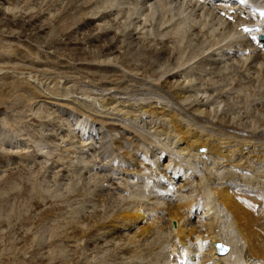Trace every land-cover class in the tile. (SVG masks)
I'll return each instance as SVG.
<instances>
[{
    "label": "rangeland",
    "instance_id": "1",
    "mask_svg": "<svg viewBox=\"0 0 264 264\" xmlns=\"http://www.w3.org/2000/svg\"><path fill=\"white\" fill-rule=\"evenodd\" d=\"M76 1L73 0L68 4V0H0V13L4 14L6 17L14 18V20L20 15H22V17L24 16V18L29 15L42 18L41 26H43L42 31L44 32L42 33V36L46 37L47 39L45 40L47 41L51 39H58V42L65 41L66 38L64 35L61 36V33L58 31L63 22L62 20L66 19L65 16L70 19V24L73 23L72 26L70 25V28L73 29L72 31L75 29L77 30L82 24L85 25L89 22L88 24L91 28L93 27L98 29L96 30V33H94V37H98V39L101 34L104 33H108L110 35L116 34L117 38L118 36L120 39L122 38V43L116 48V51L122 56L127 54L124 53L125 51L132 48L128 43L133 40V46L135 45L136 47L134 52L137 54H127L128 59L130 56V61L127 65L132 67V70L124 69L125 67L122 66L119 61H113L114 55L117 53L116 51V53L113 52L110 56L101 57V55L97 56L95 54L94 57V51L95 53L97 52L93 47L97 44V41L94 42L93 37L83 39L82 35L76 34V38L74 40L78 41L80 43V47H84L87 51L84 48L83 50L90 54L86 57L87 60L77 62L74 60V55L64 53L63 51L54 55L49 50H45L43 47L41 48L37 46L34 42L20 41L19 39L10 37L8 34L3 32V29H1L0 51H2L0 53V64H5L3 68L9 66L10 63L13 62L15 66L14 68H18L20 66H26L25 68H37L38 66L40 71L45 70L49 79L45 80L46 83L43 81L42 84L40 83L39 85L43 86L44 84L43 89L46 90L47 88V94L54 92L52 90L49 91L50 89L55 90L56 88H63L62 90H65L68 85V83H66L67 81H70L69 85L77 84L76 86H79L80 89L78 87L77 92L72 91L74 94H68L69 96L65 99H69L67 101H73L75 99L73 102L77 103H73L72 107H76L75 104L78 105L79 101L77 99H81L79 104L85 101L87 102V100L88 102L97 101L94 97L88 98L85 96L87 97L86 99L81 96L85 93L88 94L87 91L97 95H107V91L104 89L108 87L105 86L106 84L104 85V83L108 81L110 82L113 77V79H116L114 76L115 74H120L121 79L119 81H121V85H125H123V87L129 88H127V93L130 94L129 96L117 94L116 98L119 100L128 99L132 101L134 98L139 99L143 94L144 96L148 95L147 97L152 96L153 98H155L154 95L157 96V94H151L144 91L135 92L127 85V81L124 80L125 78L122 76L132 77L137 82L141 81V85L143 86L139 87V89H144L146 84H150L157 88L155 90L160 91L159 94H162V92L164 94L166 90L159 85L164 82L168 76L172 77L173 74L176 76L179 74L177 77L180 80V83L184 81L182 82L184 85L180 88L178 87L179 89H172L167 92V94L165 93L162 95L169 97V101H171L172 99L169 94L172 91L179 92L180 89V91L183 89L182 92L186 93L188 91L186 96H196L195 98L197 99L195 100H197V103L200 102L201 105H198L196 102H193L194 104H190V101H193V98L190 101L185 100L184 103H181V105L179 104L180 108L184 106L182 110L188 115L191 113L190 109L196 105V107H201V110L208 109L209 111H212V115L209 120L213 124H216L219 121L218 119L222 116H226L227 119L228 117L233 118V124L237 127L239 126V128L243 129L245 125L248 126L246 129L250 132H256V130L260 131L263 129L262 127L264 126L260 127L261 124L259 123L258 127L256 122H258V120L259 122L264 120V67L257 66L256 69H258L259 72L253 71V69L246 72V63L250 61V58L247 60V58L243 56L244 61H247L244 63L243 67H241V64L239 65L241 62H237L235 60V55L238 56L235 53V50H240L241 48L238 46H224L228 40H226L227 37L225 35L227 33L224 34L223 25L214 20L211 14H209V16L207 12L212 8L211 0H177V2L175 1L174 3L168 4L169 6L165 5V8L164 6H160L159 0H90V5L86 8H84L85 5H83L86 0ZM195 2L199 4L203 3L204 5H194ZM163 8L164 10H162ZM83 12L85 13L84 18L82 16L80 17V15H83ZM61 17L64 18L62 19ZM72 17L79 18L78 22L77 19L73 22L71 19ZM76 25H79V27ZM57 26H59V28H57ZM178 26L187 28L184 29L186 32L183 33L185 37L182 39L179 37L181 35H177L178 32H176V27ZM221 28L223 30H221ZM16 33L17 31L14 32L15 35ZM124 41H127L126 44ZM161 43L168 44V49L171 50L172 53H170V59L172 62L164 64L165 66L162 65L157 69L156 74L159 76L150 78L145 77L140 71L138 72V70L143 69L141 60L144 58L146 51L153 49L160 50ZM222 47L224 48L222 49ZM124 48L127 49L125 50ZM223 50L228 52L226 54V56L228 55V59ZM213 52L216 54L214 55ZM162 54L165 55L166 52L163 51ZM76 57L79 58L83 56L78 55ZM211 59H214L212 60V64ZM11 65L13 66V64ZM174 66L176 68H174ZM211 66L215 68H212ZM0 74H2V71H0ZM25 74L28 73L25 72ZM66 76L68 77L66 78ZM110 77L111 79H109ZM132 90L133 92L131 93ZM102 91L104 92L102 93ZM218 93L221 95L223 94L224 97H221ZM131 94L133 95L131 96ZM49 101L51 100L48 98L46 100L42 97L40 99H33L32 103L31 101L29 103L8 102L6 105H4V103L2 107H0V194L2 193L1 196L5 195L4 197H7V199L10 200L15 207L17 205V211L20 210V212H23L15 217V211H13L12 216H10L9 219H6L5 216H0V220L2 218V220H8L7 228L0 231V264H61L62 261H66L68 264H162V260L159 262L152 257L154 256L153 254L157 253L156 255H159L161 251L163 253L167 251L166 249H163V247L167 246L165 242L169 241L171 236L170 234H166L164 230L162 233H158L156 235L153 234V238L152 236L148 238L149 242L151 240L153 241V239L156 242L154 248L155 250L152 251L154 253L150 254L151 249H146L147 246L142 244L145 247L144 248L141 245L143 241H141L138 245H141V248L144 251L142 249H138L139 251H136V256L129 257V255H125L124 257L120 254L119 250L124 248L126 245V242L123 243V241L131 237V234L137 232L139 230L138 228L142 226V224L132 226L133 228L122 231V235L119 237L116 235L113 238L110 235H108L110 236L109 238L107 235L87 237L86 240H88V247L80 249L75 253L71 252L68 247L66 248L69 251L64 247L66 244L63 245L64 242L61 243L63 239L59 242L55 241L57 238H54L52 241L55 243L52 244V247L57 245V250L58 247L61 248L63 251L61 254L63 256L59 254L56 257L58 259L51 260L52 262H50L48 257L51 253L50 248H52L50 246L52 242L49 237L50 233L55 232L53 236H60L58 233L64 231L67 226L65 224H67L68 221H73V219L76 221L75 219L79 216V211L82 213L86 211L89 216L97 210L102 211L103 215H109L115 209L124 207L123 205L126 202L133 203L139 199L141 200V204H147L149 207H159L158 209L162 211V208H166V204H175L176 201L178 203L181 198H184L182 201L185 202V200H188L187 198L189 197V193L181 191L179 195L177 192L175 194L174 189L176 187V190H178V185L174 188L172 185L166 187L164 186L165 182H161L159 180L162 179V177L156 170V165H158L159 170L161 169V171H164L163 167L167 164L166 162L168 157L164 159L160 157V154H157L160 149L155 145L158 143L156 139L148 136H145L144 139L138 133L132 134V129L130 132L124 127L121 128L122 125H120V127L118 126L120 121L117 122L110 120V123L108 120L107 124L101 125L98 122L96 123L94 120L93 122L90 117L78 114V112L74 111L75 109L73 108L69 109L68 106H64L63 104L53 103L55 102L54 100H52L53 102ZM169 101L167 100L168 103ZM171 103H173V100ZM80 105H82L81 107L84 106L83 104ZM94 105L96 106L97 102L94 103ZM169 105L171 104L169 103ZM96 109H94V113L99 116L96 112H100L101 109L98 105L96 106ZM197 114L198 113H196V115ZM101 116L102 115L100 114V117ZM112 117H114V115ZM150 129L151 130L148 133L149 135L154 132V129ZM145 130L147 131V129ZM144 133L146 132L144 131ZM163 137L164 136H161L160 138L163 139ZM2 139L3 141H1ZM116 140L122 145L120 149L113 144L114 142L117 143ZM81 145L82 147L85 145V147L81 148ZM86 148H88V150L91 149L93 152L95 150V152L93 153L88 151ZM72 151H76V153L73 154ZM153 151L157 152L153 153ZM144 153L147 154L150 162H156L155 166L152 167L153 169L149 167V170L147 169L145 172L142 171L139 174H136L134 171L123 168V166L126 165L125 162H127L126 159L123 158L125 154L128 157L136 155L137 160H142L143 157L141 155H144ZM91 155L94 159L97 157V161L100 162V164L96 165L97 163H95L94 166H91L93 165L91 161L93 162L94 160ZM69 158L70 160H67ZM75 160L76 162L74 165ZM88 160H91V164H89ZM84 161H88L87 163L90 166L86 162L85 166L83 164ZM129 163L132 165L134 164V161H129ZM62 164L63 166L65 165V167H63ZM67 167L68 170L69 167L70 170H73L72 174L69 172L63 180H58V177L62 176V173L67 169ZM225 173L226 171L222 173L219 172L218 175L222 177ZM11 175H14L15 177ZM43 175L44 178L48 177V179H46L48 182L43 178ZM55 175H57V177ZM151 175L154 177L151 178ZM6 178H8L7 180L14 182L13 184H15V186L18 185L14 191L10 190V192L9 186L1 183ZM56 178L57 181L54 183ZM106 178H111L110 183L103 181L106 180ZM42 179H44V182L41 181ZM158 180L160 182H158ZM72 181L77 182L76 185H74L75 183ZM155 181L160 183L158 187L153 186L152 182L156 183ZM111 183H113V185ZM56 184L58 185L56 186ZM71 186H75V190H71ZM69 187L71 189H69ZM53 188H58L55 189L58 191H55ZM194 188H196L195 185ZM32 189L37 190L33 191ZM77 190H79L81 194L85 192L87 197H90L89 203L87 202L88 200L86 202H81L79 196H76L75 198ZM18 192L20 194L24 193L25 195L19 199V197L17 198V196H15ZM35 192H38V194H34ZM101 193L107 196V203L103 207H96V198H94L93 195ZM31 195H34V199L40 198L39 200L43 201L41 207L32 209V211L30 210L28 204V202H32L28 199ZM173 195L178 198L173 197ZM194 195L195 194L191 195L189 199L191 200ZM96 196L98 197V195ZM63 197L65 198L63 199ZM135 198L137 199L135 200ZM197 198L199 199L200 197L197 196ZM0 202L3 201L0 200ZM20 203L26 206L19 207ZM200 203L201 201L199 202V205H201ZM153 211L156 212L155 209H153L151 212L146 213V220H149L143 225L152 223L150 213ZM198 211L199 209L195 210V207H193V212ZM197 214L199 216L198 218L197 216H194V219L193 216L191 217V222L193 224H197L201 220L200 213ZM153 215H155V213ZM24 217H32L31 219L33 222V224L28 225L30 228L28 232L30 238L27 244L28 248L20 251V247L18 245L16 250L15 248L12 250L10 244L12 241H15V235L13 234L15 229L17 226H20L19 229L26 228L20 224L22 223L21 219H24ZM16 218L20 223L16 221ZM171 219L172 218L169 219V222L165 221L168 225H170L169 230H172L170 222ZM178 219L181 222L182 219ZM165 222L162 224H164V228L166 229ZM200 223H204V218H202ZM172 224H177L176 220H172ZM158 229H160V227H158ZM98 237L100 239H98ZM41 239L42 241H40ZM84 239L85 238L82 239L81 243L79 242L81 247L84 245ZM39 242L41 243L39 244ZM143 243H145V241ZM130 245L131 247L134 246L133 244ZM40 246L44 248H40ZM165 263L168 264L167 262ZM191 264H195V260H192Z\"/></svg>",
    "mask_w": 264,
    "mask_h": 264
},
{
    "label": "bare ground",
    "instance_id": "2",
    "mask_svg": "<svg viewBox=\"0 0 264 264\" xmlns=\"http://www.w3.org/2000/svg\"><path fill=\"white\" fill-rule=\"evenodd\" d=\"M71 1L73 0H68V4L71 3ZM175 1L177 2V0H170V1L159 0V3H160V6H164L165 8V5L174 3ZM211 2L214 6L208 11L206 9L205 10L208 12V15L211 14L214 20L220 22V24L223 25L224 34L227 33L225 36L227 37L226 40H228V42L225 43L224 46L227 45L229 47L230 46L240 47L241 48L240 50L242 52L238 56L235 55V60L237 62H241L239 63V65L241 64V67H243L244 63L247 62L246 60L244 61L243 56H245L247 60L248 58H250V61L246 63L247 65H246L245 71L247 72L248 70L253 69V71L259 72V70L256 69V67L257 66L264 67V51L259 50L255 47H251V44L246 39L245 35L241 34L240 32L236 30L235 24L224 20L221 16L218 15V12H216L215 10L217 5L214 4L216 3V0L214 1L211 0ZM85 3H83V5H85V7L83 6L84 8L90 5V0H86ZM222 3H223V0H220L218 4H222ZM194 5L201 6L204 4L203 3L199 4L195 2ZM164 8L162 10H164ZM238 8H242V7H238ZM82 14L83 15H80V17L82 16L84 18L85 13L83 12ZM37 17H34L33 15H29L24 18V16L22 17V15H20L18 18L16 17V19L14 20V18L6 17L4 16V14L0 13V30L3 29V32L8 34L10 37H14L15 39H19L20 41L34 42L37 46L41 48L43 47L45 50H49L54 55L59 53L60 51L74 55V60L77 62L87 60L86 57L90 54L83 50L84 47L83 48L80 47V43L78 41L74 40L76 38V34L82 35L83 39H88L90 37H93L94 42L97 41L96 42L97 44H95V46L93 45L94 50H96L97 52L95 53V51L93 50L94 57H95V54L97 56L101 55V57L110 56L113 54V52L116 51L117 46L118 45L120 46V44L122 43V38L120 39L119 36L117 38L116 34L110 35L108 33H104V34H101L99 39L98 37H94L95 35L94 33H96V30L98 29L97 28L95 29L93 27L92 29L90 25L88 24L89 22L85 25L82 24L80 27L79 25L78 26L76 25L79 28L77 30L75 29L74 31H72L73 29H71L70 27L73 25V23L70 24L71 21L69 18H67V16H65L66 19H63L64 17L63 18L61 17L63 19L62 20L63 22L60 25L61 27L59 28V26H57V28H59L58 31L59 33H61V36L64 35V37L66 38L65 41L58 42L59 41L58 39H57L58 41L56 39H55L56 41L52 39L47 41L45 40L47 38L42 36V33H44L42 31L43 26H41L42 18H37ZM74 18L75 17L71 18L73 22L76 19L78 22L79 18H75V19ZM111 23H114V22H111ZM184 29H187V28L181 27V26L176 27V30H177L176 32H178L177 35L178 34L181 35L179 36L180 39L185 37L183 33L186 31H184ZM223 29L221 28V30ZM15 31H17L16 35L14 34ZM132 41H129L128 43L132 48L128 51H125L124 53H127V54L135 53L136 55L137 53L134 52L136 47L135 45L133 46ZM89 44H92V43H89ZM160 46H161L160 50L153 49V50L146 51L144 58L141 60L143 64L142 66L143 69L138 70V72L140 71L145 77L150 78V77L159 76L158 74H156L157 69L164 64L172 62V60L170 59L171 50L168 49V44L161 43ZM246 47L249 48L250 51H249V54L245 55L243 51H244V48ZM223 48L224 47H222V49ZM124 49L126 50L127 48H124ZM240 50H235V53L238 54ZM163 51L166 52L165 55L162 54ZM224 53L226 56L228 52L225 50ZM127 54L122 56L120 55V53L117 52L114 55L113 61H119V63L125 67V68L123 67L124 69L132 70L131 69L132 67H129L127 65L130 61L129 60L130 56L128 59ZM78 55H81L83 57H79V58L76 57ZM214 59H211V64L213 63L212 60ZM1 64H0V71H2V74H0V107H2L4 103H5L4 105H6L8 102L9 103L10 102H13V103L14 102H28L29 103L31 101L32 103L33 99H36V98L40 99L44 97L46 100L47 98L50 99L51 101L49 102H53L52 100H54L55 102L53 103L63 104L64 106H68L69 109L73 108L75 109L74 111L78 112V114H81L85 117H90L92 121L94 120L96 123L98 122L101 125L107 124L108 120L109 122L110 120H114L117 122L120 121V124L118 123V126L120 127V125H122L121 128L124 127L127 129V131H130L132 129L133 131L132 132L130 131L132 134L138 133L144 139H145V136H148V137H151L157 140L158 143H156L155 145L157 148L160 149V151L157 154H160V157L164 159L168 157V160L166 162L167 164L163 167L164 171H161V169L159 170L158 165H156L157 167L156 170L159 172L160 176L162 178H165L167 181V183L164 184V186L169 187L172 185L174 188L176 185H178V190H176L177 189L176 187L174 189L175 194L177 192L178 195L180 194L181 191H186L189 193V197L187 198L188 200H185V202H183L182 200L184 198L183 199L181 198V200H179L178 203L176 201L175 204H171L170 202H168L170 204H166L167 205L166 208L165 209L162 208V211L158 209L159 207L158 208L149 207V205L147 204H144V203L141 204V200L140 199L136 200L137 198H135L136 200L135 202L133 203L126 202L123 205L124 207L122 208L119 207L118 209H115L109 215H103L102 211L97 210L92 215L89 216L86 211H84L83 213L79 211L78 212L79 216L77 217V219H75L76 221H74V219L73 221H68L67 224H65L67 226L65 227L64 231H61V232L59 231L60 233L57 232L58 234H60V236L58 235L53 236L55 232L50 233L49 237L51 241L54 238H57L55 241H59V242L63 239L61 243L64 242L63 245L66 244L64 247L65 248L68 247L71 252L75 253V252H78V250L80 249L88 247V240H86L87 237L95 236V235L97 236L107 235L108 238L110 236L113 238L115 235L119 237L122 235V231L133 228L132 226H137L138 224H142V226L138 228L139 230L138 231L136 230L138 233L135 232L136 234L135 233L131 234V237L129 238L127 236L128 239L123 241V243L126 242V245L124 244L125 245L124 248H121L119 250L122 256L124 257L125 255H129V257L136 256V251H139L140 249H142L141 248L143 246L142 244L147 246L146 249L147 248L151 249L150 254L154 253L152 251L155 250L154 248H155L156 242L154 241V239L153 241L150 239L152 242L151 241L149 242L148 238L150 236H152L153 238V234L156 235L158 233H162L164 230L166 234H170L171 236L169 241L165 242L167 246L163 247V249H166L167 251L165 253L161 251L159 255H156L157 253L153 254L154 256L152 257L158 260L159 262L160 260H162L164 262L163 263L161 261L162 264H166L165 262H167L168 264H183L176 260L175 255H177L181 259H184L185 261L184 264H191L192 260H195V264H264V127H262L263 129L261 128L262 130L258 129L260 131L256 130V132L255 131L250 132L248 129H246L248 128V126L245 125L243 129L239 128V126L237 127L233 124L234 122L233 118L228 117L227 119L226 116H222L220 119H218L219 121L216 124H213L209 120V118L212 115V111H209L208 109L201 110V107H196V105H194V107L190 109L191 113H189L188 115L182 110L184 106L183 107L181 106L182 108H180V105L181 103H184L185 100L190 101L192 100V98H193V101H190V104H194L193 102L197 103V100H195L197 99L195 98L196 96L195 97H193L194 95L186 96V93L188 91L186 93L182 92L183 89L182 91H180L181 90L180 89L179 92L172 91L169 95H170V98L173 100L174 104L171 103L172 102L171 99H170L171 101H169V97L163 96L165 93L167 94V92H169L170 90L172 89L174 90L175 88H178V87L180 88L182 85H184L182 83L184 81L180 83V80L177 77L179 74L177 76L174 74L172 76L171 74L172 77L168 76V78H166V80L159 85L166 90L164 94L162 92L163 95L161 93H160L161 95L159 94L160 91L155 90L157 88L153 87L154 85L152 86L150 84H146L145 85L146 87L144 89H139V87L143 86L141 85V81L137 82L132 77L122 76L125 78L124 80L127 81L126 82L127 85L131 89H133L135 92L144 91V92H149L151 94H157V96L154 95L155 98L150 96L151 94L149 95L150 97H147L148 95L144 96L143 94L142 97H140L139 99L134 98L133 101L128 100V99L119 100L116 98L117 94H121V95L123 94V95H128V96L130 94L127 93L129 88L127 87L128 88L127 89L123 87L124 84L121 85V81H119L121 79L120 74L119 75L115 74L114 76L116 77V79H113L114 78L113 77L112 80H110V82L108 81L104 83V85L106 84L105 86L108 87L104 89L107 91V95L105 96H103L104 94L97 95L89 91H87L88 94L85 93L84 95L83 94L81 95L82 97L87 96L88 98L94 97L97 99L96 101L97 105L100 107L101 110L100 112H96L98 107L96 109L97 105L96 106L94 105V103H96L95 101H89V102L88 100L87 102L82 101L83 103H80V104H83L84 106L81 107L82 105L79 104L81 99L80 100L77 99L79 101L78 105L75 104L76 107H72L73 103H77V102H73L75 99L73 101H67L69 99L65 100L69 96L68 94L73 93L72 91L77 92L78 87H79V86L78 87L76 86L77 84L69 85L70 81H67V82L65 81L66 83H68L67 86L65 85L66 89L64 87L65 90H62L63 88H56L55 90L50 89L49 91L52 90L54 92H50V93L48 92L49 94H47L46 93L47 88L46 90L43 89L44 84L43 86L39 85L40 83L42 84L43 81L49 79L47 77L45 70L40 71V68L38 66L37 68L35 67L25 68L26 66L18 67L19 66L18 65L17 66L18 68H14L15 66L13 62H11L9 66L3 68L5 64L4 63H1ZM11 64H13V66ZM174 68L176 67L174 66ZM212 68H215V67H212ZM25 72H27L28 74H25ZM189 76H190V73H189ZM67 77L68 76H66V78ZM109 79H111V77ZM105 81H106V78H105ZM133 90L131 91V93L133 92ZM103 92L104 91H102V93ZM133 94H131V96ZM218 95H221V94L218 93ZM87 97L85 98L87 99ZM221 97H224V95L222 94ZM167 100L169 101L171 105H169ZM177 104L178 105L180 104V105L178 106ZM197 104L201 105L200 102ZM92 108L96 109L95 112L98 113L99 116H97V114L94 113V109ZM196 113H198L199 115L198 114L196 115ZM100 114L102 115L101 117H100ZM113 115L114 117H112ZM263 121L259 122L258 120V122L256 123L257 125L260 123L261 124L260 127H261V126H264ZM150 128L154 129L153 134H150L152 136L148 134L151 130ZM145 129H147V131ZM144 131L146 133H144ZM161 136H164L163 139L160 138ZM1 141H3V139ZM113 144L119 149L122 147V145L118 141L117 143L114 142ZM162 144L165 146H163ZM80 147L83 148L85 147V145L83 147L81 145ZM202 148H204L205 151H201ZM86 149L88 150V148ZM88 151L93 152L91 149H89ZM156 152L157 151H153V153H156ZM72 153L74 154L76 153V151H72ZM141 156L143 157V159L137 160L136 155H133L132 157H128L125 154L123 158H125L127 162H125L126 165L123 166V168L127 170L129 169L130 171H134L136 174L137 173L139 174L142 171L145 172V170H147L149 167L152 168L153 166H155L156 162L155 161L150 162V159L147 157V154L144 153V155H141ZM67 160H70V158ZM88 161H84V163L83 162L82 163L85 165V162L87 163ZM90 161H89V164L91 163L93 164L91 166H94L95 163H97L96 165L100 164V162L97 161V157L93 160V162L91 161L90 163ZM129 161L130 162L134 161V164L131 165ZM75 162L76 160L74 161V165H75ZM63 167H65V165ZM72 171L73 170L72 169L70 170V167H69V170L67 167V169L63 173L61 172L62 176L58 177V180H63V178L67 176L66 174H68L69 172H71L72 174ZM224 171H226L224 176L221 177L218 175L219 172L222 173ZM11 176L15 177L14 175H11ZM55 176L57 177V175ZM152 177L154 176L151 175V178ZM8 178L4 179L1 183L4 185H8L9 191L10 190L14 191L18 187V185H16L17 186L16 187L15 184H13L14 182L7 180ZM43 178H44V175H43ZM107 178L106 180H103V181L110 183L111 178L109 179ZM44 179L46 180L48 179V177L47 178L45 177ZM44 179H42L41 181H43ZM54 181L53 182L56 183L57 178ZM158 182L160 181L158 180ZM158 182L156 183L152 182L153 186L158 187L160 184ZM74 183H75L74 185H76L77 182H74ZM111 184L113 185V183ZM57 185L58 184H56V186ZM194 185L196 188H194ZM58 188H55V189H58ZM71 188L69 187V189L75 190V186H71ZM32 190L35 191L37 189H32ZM55 191H58V190H55ZM99 191L102 192L101 190ZM1 194H0V200L3 202H0V214H1L0 216H5L6 219H9L10 216H12L13 211H15V217L16 215L18 216L19 214L23 213V212H20V210L17 211L18 209V208L16 209L17 205L15 207L14 204L10 202V200L7 199V197H4L5 195L1 196ZM21 194L18 192L15 196H17V198L19 197L20 199L22 196L25 195L24 193L22 195ZM34 194H38V192H35ZM193 194L195 195L190 200L189 198ZM96 195H98V197ZM96 195H93L94 198H96L95 206L103 207L104 205H106L107 196L103 195L102 193L96 194ZM174 195L173 197H176ZM76 196L80 197L81 202H86L88 200L87 202L89 203L90 201L89 200L90 197H87L85 192L81 194L80 191L77 190V194L75 195V198ZM197 196L200 198L198 199ZM64 198L65 197H63V199ZM28 199L29 201H32V202H28L31 211L32 209H37L41 207V205L43 204V201L39 200L40 198L34 199V195L33 196L31 195ZM200 201H201L200 203L201 205H199ZM20 206L23 207L26 205H23L20 203L19 207ZM193 207H195V210L199 209V211L193 212ZM150 209L151 210L155 209L156 211V212L153 211L155 215H153L154 214L153 212H152L153 214L150 213L152 223L143 225L147 223L146 221L149 220V219L146 220L147 218L146 213L151 212ZM197 213H200L201 220L202 218H204V223H200L201 220L197 224L196 223L193 224L191 222L192 216H193V219H194V216H197V218L199 217ZM31 218L24 217V219H21L22 223L17 221V218H16V221L22 224L23 227H26V228L19 229L20 226L19 227L17 226V228L15 229L13 233L15 235L14 236L15 241L14 242L12 241V243L10 244V247L12 248V250L13 248H15L16 250V247L18 245L20 247V251L22 249L26 250L28 248L27 244H28V241L30 240L29 235H28L30 228L28 225L33 224ZM170 218H172L170 220L172 230H169L170 225H168L165 222V221L169 222ZM178 218L182 219L181 222L179 221ZM2 219L0 220V231L6 229L8 226V222H7L8 220H2ZM172 220H176L177 224L173 225ZM164 222L166 223L165 225L166 229L164 228V224H162ZM158 227H160V229H158ZM99 237L98 239H100ZM83 238H85L84 245L81 247L79 242L81 243ZM40 241H42V239ZM141 241L143 242L145 241V243L143 242L141 243ZM215 242H220L228 246V251L225 255H219V253L217 254L216 248L214 246ZM40 243L41 242H39V244ZM53 243L55 242L52 241L51 244L49 243L51 247ZM140 243L142 246L138 245ZM130 244H133L134 246L131 247ZM56 246L57 245H55V247L53 246L52 248H50L51 253L48 256L50 259V262H52L51 260L58 259L56 258L57 255L63 252L61 248L59 247L57 250ZM40 248H44V247L40 246ZM190 252H194V253L192 255H188L187 253H190ZM171 255L173 256V258H170ZM152 258H151V261H152ZM61 264H68V262L62 261ZM75 264H78V263H75Z\"/></svg>",
    "mask_w": 264,
    "mask_h": 264
},
{
    "label": "water",
    "instance_id": "3",
    "mask_svg": "<svg viewBox=\"0 0 264 264\" xmlns=\"http://www.w3.org/2000/svg\"><path fill=\"white\" fill-rule=\"evenodd\" d=\"M203 150H204V149H203ZM215 245H216V247L218 248V251H219L220 253H225V252L227 251V247H226V246H224V245H222V244H220V243H216Z\"/></svg>",
    "mask_w": 264,
    "mask_h": 264
},
{
    "label": "snow or ice",
    "instance_id": "4",
    "mask_svg": "<svg viewBox=\"0 0 264 264\" xmlns=\"http://www.w3.org/2000/svg\"><path fill=\"white\" fill-rule=\"evenodd\" d=\"M241 2H245V0H241ZM245 31H247V30H245ZM255 39V38H254Z\"/></svg>",
    "mask_w": 264,
    "mask_h": 264
}]
</instances>
